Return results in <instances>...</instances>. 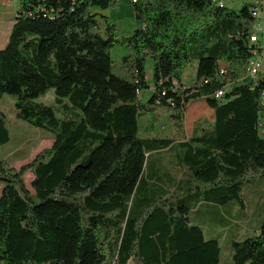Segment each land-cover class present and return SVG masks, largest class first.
<instances>
[{"label":"trees","instance_id":"obj_1","mask_svg":"<svg viewBox=\"0 0 264 264\" xmlns=\"http://www.w3.org/2000/svg\"><path fill=\"white\" fill-rule=\"evenodd\" d=\"M117 2H20L0 51V101L11 96L17 118L54 140L20 170L0 157V264H220L225 229L217 226L230 222L219 208L245 209L244 187L264 180V69L246 78L254 4L237 11L222 0H142L134 4L141 27L120 38L96 12ZM116 46L129 51L119 68ZM50 90L62 118L37 102ZM198 100L213 113L211 130L177 146L141 137L144 115L166 109L182 128ZM10 141L0 111V146ZM165 149L177 150L180 178L151 160ZM203 207L218 235H205L196 217ZM257 241L233 240L232 264H264Z\"/></svg>","mask_w":264,"mask_h":264},{"label":"rangeland","instance_id":"obj_2","mask_svg":"<svg viewBox=\"0 0 264 264\" xmlns=\"http://www.w3.org/2000/svg\"><path fill=\"white\" fill-rule=\"evenodd\" d=\"M9 1H15L8 6ZM229 1V0H228ZM233 0H230V2ZM250 0H244L240 7L236 5V10H240ZM21 0H0V51L6 46L12 26L15 22L16 12L20 7ZM229 6L230 3H228ZM234 8V7H231ZM109 22L117 25V34L122 38L131 33L135 28H140L141 23L135 21L134 4L131 0H118L117 5L108 10L102 11ZM103 15H100V19ZM103 23V22H102ZM129 51L122 47L116 46L111 51L112 59L116 62L117 68L120 67L121 60L128 55ZM153 61H147L146 74L150 83L153 80ZM197 62H193L186 70L182 82L186 88L193 87L197 76ZM232 87H228L227 90ZM54 90H50L46 95L40 97L37 102L54 107L57 116L62 118L56 102ZM148 93L143 92L141 100L146 102ZM0 111L3 112L7 119V126L10 131L11 141L0 146V157L9 163L13 168L20 170L24 165L32 162L34 158L52 146L54 137L51 133L42 129L35 128L28 123L17 118V110L13 98L9 95L4 96L0 101ZM141 137L162 139L170 138L176 142H182L191 136L192 132L202 133L204 130L213 128V113L203 100L191 101L186 106V115L184 117L183 127L179 128L170 119V114L166 109H157L154 113L144 115L140 120ZM177 150L165 149L159 153L151 155L152 161H159L164 170L180 178L181 171L176 162ZM26 183L31 192V181L33 174L28 172L25 175ZM3 183L0 181V196L2 193ZM245 209L241 208L236 202H230L223 208H219L220 216L230 222L229 228L218 227L220 231H225L223 237H219L221 246V263L232 264L233 240H252L258 238L259 244L264 246V180H258L247 184L243 190ZM202 211L205 210L203 207ZM212 211V210H211ZM216 214V210L213 211ZM214 227L208 221V225ZM259 230V232H256ZM208 234H211L208 231ZM251 248L255 246L251 243Z\"/></svg>","mask_w":264,"mask_h":264},{"label":"built area","instance_id":"obj_3","mask_svg":"<svg viewBox=\"0 0 264 264\" xmlns=\"http://www.w3.org/2000/svg\"><path fill=\"white\" fill-rule=\"evenodd\" d=\"M133 4L136 0H131ZM254 8L252 9V15L256 18V25L250 35V42L255 46L254 56L250 60V67H246V78L256 80L264 69V44L262 42V36L264 35V22L261 18V13L264 10V0H254ZM15 1H9L8 6H11ZM223 5L222 3L220 4ZM222 75L225 71L221 72ZM221 97L223 92L220 91Z\"/></svg>","mask_w":264,"mask_h":264},{"label":"crops","instance_id":"obj_4","mask_svg":"<svg viewBox=\"0 0 264 264\" xmlns=\"http://www.w3.org/2000/svg\"><path fill=\"white\" fill-rule=\"evenodd\" d=\"M222 2L224 3V5L226 6V7H228V8H231V7H234V8H232V9H234V10H236V5H238V7H239V5H240V7L244 4V0H233V1H231L230 2V0L228 1V0H222ZM228 3H230V5L231 6H229V4ZM247 4H255V1L254 0H250L249 1V3H247ZM238 11V10H237ZM96 12H98L99 14H101V15H103V16H105L104 14H103V12L102 11H98V10H96ZM261 18H262V21L264 22V10L262 11V13H261ZM262 42H263V44H264V35L262 36ZM149 115V114H148ZM185 141V140H184ZM184 141H182V142H184ZM182 142H176L175 141V143H174V146H177V145H179L180 143H182ZM200 210H201V208L200 209H198V212L196 213V217H201V220H200V225L204 228V231H205V235L207 236V235H210V236H214V235H218L219 234V231L216 229V228H214V227H211V226H207V222L208 221H212V220H214L215 219V217L212 215V214H206V212H200ZM208 231L211 233V234H208ZM256 232H258V230H256Z\"/></svg>","mask_w":264,"mask_h":264},{"label":"bare ground","instance_id":"obj_5","mask_svg":"<svg viewBox=\"0 0 264 264\" xmlns=\"http://www.w3.org/2000/svg\"><path fill=\"white\" fill-rule=\"evenodd\" d=\"M142 0H136V3L140 2ZM247 67H250V62L247 64ZM221 98V93H217L216 95V99H220Z\"/></svg>","mask_w":264,"mask_h":264}]
</instances>
